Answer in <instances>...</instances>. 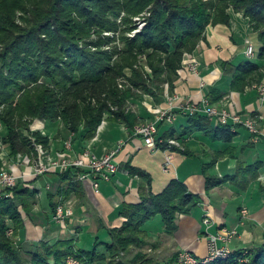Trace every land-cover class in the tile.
<instances>
[{"label":"trees","instance_id":"obj_1","mask_svg":"<svg viewBox=\"0 0 264 264\" xmlns=\"http://www.w3.org/2000/svg\"><path fill=\"white\" fill-rule=\"evenodd\" d=\"M230 8L243 11L261 43L256 60L247 58L237 66L229 61L220 64L232 75L230 89L243 92L264 82V0H0V124L4 130L0 143L7 147V157L22 154L36 159L32 139L49 150L48 136L30 129L39 121L45 128L62 126L68 137L72 134L73 144L82 147L94 138L105 114L132 135L142 120L130 104L142 102L145 95L161 97L165 89L171 94L184 56L205 40L207 26H229ZM138 21L145 23L143 30L135 38L128 37ZM205 96L212 103L222 99L214 90ZM185 116L192 127L211 129L213 121L205 114ZM237 126L242 127L230 121L218 124L214 139L230 143L231 130ZM2 165L0 159V169ZM260 167L240 168L231 181L244 185L237 177L248 173L256 177ZM125 168L139 179L141 202L122 204L120 221L107 229L108 239L97 238L90 247H80L75 240L23 247L11 236L25 228L24 217L31 215L37 189L8 190V197H0V264H67L70 258L80 264H175L176 254L167 263L141 252L131 260L125 256L131 247H155L144 228L155 218L166 234H174L178 217L190 214L201 204V197L175 178L154 193L152 174L130 162ZM82 171L60 174L63 186L57 195L64 199L81 191L77 178ZM203 175L207 191L222 183L207 177L206 169ZM53 197L48 196L52 214L59 205ZM98 227L105 229L101 221ZM208 264H264V243Z\"/></svg>","mask_w":264,"mask_h":264},{"label":"crops","instance_id":"obj_2","mask_svg":"<svg viewBox=\"0 0 264 264\" xmlns=\"http://www.w3.org/2000/svg\"><path fill=\"white\" fill-rule=\"evenodd\" d=\"M251 34L247 20L237 14L230 15L229 26H207L205 40L201 41L193 52L195 59L199 60L200 73L192 74L186 69L191 59L190 54H186L172 95L168 97L165 89L161 97L154 99L150 96L154 105L147 102L145 109H142L140 106L143 101L132 102L131 109L142 122H146L153 118L157 107H167V100L169 102L174 99L176 107L189 103L197 105L205 94L211 95L214 90L222 99L218 103L209 100L212 104H222L243 117H264V99L261 100L252 87H247L243 92L232 91V75L220 65L222 61H229L237 66L248 60L245 56L244 40L248 37L252 42L254 35ZM192 124L188 118L180 116L170 127L159 126V134L163 137H178L188 148L185 153H172V170L169 173H165L163 169L161 171L165 163V153L162 150L151 152L144 146L141 138L130 135L128 129L121 124L109 122L100 135L86 142L83 147L77 142L74 143L75 153L89 148L99 157L123 143L115 158L121 173L118 174V171V175L110 182H101L99 193L93 191L90 181L87 180L81 182V191L71 192L69 197L64 199L57 195L59 186H63L57 172H50L34 180L35 183L31 187L37 189L39 198V202L34 205L38 210L34 214L36 221H27L24 217V236H18L17 240L25 248L40 241L53 243L57 240H75L80 247L92 246L99 236L98 221H101L107 230L120 221L118 211L122 204L135 205L141 202L139 179L127 175L129 172L125 170V164H133L132 161L144 152V156L134 166L152 174L154 193L160 192L175 178L182 181L191 193L201 197V204L190 214L178 217V228L174 234H166L162 224L159 229L146 228L152 222L144 227L149 237L159 239L161 245H167L172 250L170 258L181 250H187L199 259L205 258L208 255L207 236L216 234L222 228L237 231V236L229 244L232 250L260 247L264 243V142L255 143L248 130L237 127L232 129L235 131L232 141L224 143L214 139V129L218 125L215 122L208 131L199 129L198 126L192 127ZM42 125L43 128L39 129L50 139L48 152L52 158L71 156L74 153L64 148L68 135L62 126L49 124L45 128V123ZM131 147L135 148L136 152L130 150ZM255 164H261L256 177L252 176L254 173L240 174L236 181L244 185L231 181L241 173L240 168ZM149 166L162 173L165 180L157 183L159 174L151 172ZM205 169L207 177L222 181L220 185L212 186L208 191L206 176L203 175ZM39 183H42L47 191L46 198L41 196ZM49 194L55 197L53 202L63 203L74 211V215L62 224H56L52 220ZM242 208L248 211L245 217H242ZM205 218L210 219L209 225L204 224ZM157 220L158 218L155 221Z\"/></svg>","mask_w":264,"mask_h":264},{"label":"built area","instance_id":"obj_3","mask_svg":"<svg viewBox=\"0 0 264 264\" xmlns=\"http://www.w3.org/2000/svg\"><path fill=\"white\" fill-rule=\"evenodd\" d=\"M246 45L245 56L248 59L256 57L255 48L252 42L248 41ZM190 58L191 59H189V63L186 65V69L192 74L198 75L200 73V63L195 60L194 57L190 56ZM252 88L257 92L258 97L263 100L264 82L254 85ZM175 109H181L184 114L189 115L195 114L197 112L203 113L216 124L225 125L230 121L233 123V125H239L248 130L255 143L264 142V131L257 128L258 126L256 122L252 119L253 116L242 119L240 118L241 116L234 113L231 109L227 107L225 108V106L224 108H216L211 106L206 97L203 98L200 104L196 105L189 103L179 107L174 105V99H172L168 102V108L164 110L158 109L155 111L153 120L147 123L139 124L134 129V136L141 138L144 146L150 149L151 152L162 150L165 153V163L162 168L165 173H169L172 170V149L177 146L178 141L174 138L166 139L161 134H159V126L165 125L170 127L175 124L177 120V115L174 112ZM255 118H258V120H263L262 118L256 116ZM38 123L40 124V121ZM1 128L2 125L0 124V129ZM32 144L35 151L37 152L36 159L31 160L28 155L22 154H18L14 159L19 163L22 161V156H24L25 159H28L32 162V164H30L32 166L29 168L28 173L31 176V178H29L31 180L43 176V174L48 172L64 174L69 169H80L83 171L78 175L77 179L80 182H85L87 180L90 181L93 191L95 193H99L100 183L110 182L119 171V166L115 163V158L122 148L123 143H119L114 150L107 152L101 157L97 156L89 148H85L77 154L73 150L71 134V136L66 139L64 148L67 151L74 153H72L71 156H64L57 159L52 158L49 152L44 149L42 144L36 142H32ZM0 159L2 160V157H0ZM24 163H27L26 160ZM28 164L29 163H27V165ZM47 164L49 165L47 166ZM16 177L17 176H14V174L11 172L4 170L0 171V197H8V190L13 189L17 184L16 181L18 180ZM241 214L242 217H245L247 215V209L242 208ZM73 215L74 211L72 208L60 203L52 216V220L56 224H62L66 220L70 219ZM204 224L209 225L210 219L205 218ZM8 234H12L11 229L9 230ZM236 236V229L222 228L216 234H210L207 236L208 255L205 258L199 259L191 252L187 250H181L178 253L176 264H208L210 262L219 260V257L228 258L235 252L229 247V244Z\"/></svg>","mask_w":264,"mask_h":264},{"label":"rangeland","instance_id":"obj_4","mask_svg":"<svg viewBox=\"0 0 264 264\" xmlns=\"http://www.w3.org/2000/svg\"><path fill=\"white\" fill-rule=\"evenodd\" d=\"M230 12V15H232V14H237V15H239V16H241V17H243V18H245L246 20H247V22H248V24H249V27H250V31L252 32V34L251 35H254L253 37H252V39H253V41H252V43H253V45H254V48H255V53H256V55L255 56H257V53H258V51H259V48H260V46H261V43L258 41V39H257V37H256V34L254 33L253 34V27H252V24H251V22H250V20H249V18H247V17H245L244 16V13H243V11H234L233 10V8H230L229 10H228V13ZM136 20H138V19H136ZM144 26H145V23L144 22H141V21H138L137 22V24H136V27L132 30V31H130L128 34H127V36L128 37H130V38H135L136 36H137V34H139V33H141V31L143 30V28H144ZM105 34H108V33H105ZM108 35H111V34H108ZM119 36H117V38H118ZM248 41H250L251 42V40H250V38H245V40H244V44H245V46H247L246 44L248 43ZM199 45V44H198ZM1 46V45H0ZM1 48V47H0ZM0 51H1V49H0ZM190 54V56L191 57H194L193 55H194V53L192 52V53H188V55ZM196 57V56H195ZM194 57V58H195ZM256 58L254 57L252 60H255ZM195 60H197L198 62H199V60L196 58ZM0 70H1V67H0ZM0 74H1V72H0ZM167 92H168V90H167ZM167 94H169L168 95V97L169 96H171L172 94H170L169 92L167 93ZM206 95V94H205ZM206 97V96H205ZM145 100V101H144ZM166 100H167V97H166ZM147 102H149V104L150 105H154V102L152 101V99L150 98V96L149 95H145L144 96V99H143V102H142V104H141V106H140V108H144L145 107V104L147 103ZM167 104H168V100H167ZM149 105V106H150ZM211 106H213V107H216V108H224V106L222 105V104H210ZM166 108H168V105H167V107H157L156 108V110H158V109H166ZM226 108V107H225ZM145 109V108H144ZM155 110V111H156ZM182 110L181 109H175L174 110V112H175V114L177 115V118L178 117H180V116H184V117H186L185 116V114L183 113V112H181ZM155 113V112H154ZM154 113H153V118H154ZM150 114H152V112H150ZM238 115V114H237ZM240 116V115H239ZM251 116H248V117H243V116H241L240 118H242V119H245V118H250ZM263 117V116H262ZM261 117V118H262ZM109 118H110V116L108 115V114H105L104 115V118H103V122H102V124L100 125V127L98 128V130H97V132H96V134H95V136H94V138L95 137H97L98 135H100L101 134V132L103 131V129H105L104 127L106 126L107 127V124L110 122L109 121ZM153 118L152 119H149V120H147L146 122H142V123H147V122H150L151 120H153ZM255 122H256V124H257V128H259V129H261L262 131H264V117L262 118L263 120H258V118H255V116H253V118H252ZM113 122V124H121V123H119L118 121H112ZM106 123V124H105ZM141 123V124H142ZM42 124H44V122H40V124L39 123H37V124H32V126L30 127V129L32 130V132H41L40 131V129L39 128H43V125ZM121 125H123V124H121ZM165 126V125H164ZM166 127H168V126H166ZM238 127V126H237ZM243 128V127H242ZM231 132H232V134H234V130H231ZM135 133V131H133V134ZM4 134V130L1 128L0 129V135L2 136ZM130 134V133H129ZM173 136V135H172ZM172 136H168V137H165L166 139H169V138H174L175 140H177L178 142H177V146H175L174 147V149H172V151L173 152H175V150H176V152H180V153H185L186 151H188V148H187V145L185 144V142L184 141H182L180 138H178V137H172ZM32 142H35V140L34 139H32ZM114 150V149H113ZM130 150H133V152L135 151V148H132L131 147V149ZM136 152V151H135ZM7 156H9V152H8V150H7V147L6 146H4V145H2V143H0V157H2V166H3V168L1 169L2 171L4 170V171H8V172H11V173H13L14 174V176H17L16 178H17V180L18 181H16V186L14 187V188H19V187H22V186H25V185H27V186H29V187H31V185L33 184V183H35V181L36 180H38V178H40V177H42V176H40V177H37V178H34V180H28L29 178H31V176L28 174L29 173V168L32 166V165H30V164H32V162L31 161H29L28 159H25V157L24 156H22V161H20L19 163L17 162V160L15 161L14 159L13 160H10L9 159V157H7ZM144 156V152L140 155V156H138L136 159H134L133 161H132V165H137L138 163V160L140 159V158H142ZM24 157V158H23ZM101 157V156H100ZM25 160H26V162L27 163H29L28 165H26L27 163H24L25 162ZM8 161V162H7ZM23 162V163H22ZM115 163L117 164V162H116V160H115ZM50 164V163H49ZM49 164H47V166L49 165ZM118 165V164H117ZM27 166V167H26ZM119 166V165H118ZM19 168H21L20 170H19ZM24 168V169H23ZM28 169V170H27ZM0 170V171H1ZM125 170L127 171V173L129 172L126 168H125ZM149 170L151 171V172H156V173H158L159 174V178H158V180H157V183H161L163 180H165L164 179V176L162 175V173H160V172H158L157 171V169L156 168H153L152 166H149ZM161 171H162V167H161ZM124 172V171H123ZM48 173H50V172H48ZM48 173H46V174H48ZM121 173V171L119 170V172H118V174H120ZM126 173V172H125ZM46 174H43V176H45ZM118 174H116V175H118ZM115 175V176H116ZM127 175H129V174H127ZM156 175V174H155ZM25 176H26V178H25ZM154 179V178H153ZM28 180V181H27ZM32 181H34V182H32ZM154 181V180H153ZM154 186H155V183H154ZM156 187V186H155ZM13 188V189H14ZM39 190L41 191V196H43L44 198H46L47 197V191L44 189V186H43V184L42 183H39ZM39 196V195H38ZM39 200V198H37L36 199V204L39 202L38 201ZM58 202H60V201H58ZM37 208H35V206H34V208L32 209V211H31V215L30 216H28V217H26V220L28 221L29 219L31 220V221H33V222H35L34 221V214H35V211H38V210H36ZM248 212V211H247ZM156 220V218L155 219H153V220H151L150 222H152L148 227H146V228H151V229H159V228H161V222H160V220L158 219L157 221H155ZM154 221V222H153ZM204 222V221H203ZM163 228V227H162ZM24 231H25V228H22L21 230H19V234L20 235H18L19 237H21L22 236V234H24ZM98 238H99V240H107L108 239V237H107V230H105V229H101V230H99V233H98ZM18 236H14V234L11 236V237H13L14 238V240L16 241V242H18ZM235 239V238H234ZM233 239V240H234ZM149 242H151L152 244H154L155 245V247H151V246H147V247H143V248H135V247H131L130 249H129V252H128V254L125 256V258L127 259V260H131L133 257H136V255L137 254H139V252H141V254L142 255H148V257H150L152 260H154V261H157V262H160V263H167V262H169L170 261V257L172 256L171 254H173L172 253V250L169 248V247H167V245L166 246H163V245H161L159 242V239H153L152 237H149ZM232 240V241H233ZM49 243H52V242H49ZM230 246V245H229ZM178 253H179V251L176 253V255L178 256ZM232 255V254H231ZM230 255V256H231ZM177 256H176V260H177ZM229 256V257H230ZM228 257V258H229ZM220 258H222V259H220ZM228 258H225V257H219V260H225V259H228ZM245 262H247V261H245ZM175 264H176V261L174 262ZM67 264H80L79 263V261L78 260H76V259H67Z\"/></svg>","mask_w":264,"mask_h":264}]
</instances>
